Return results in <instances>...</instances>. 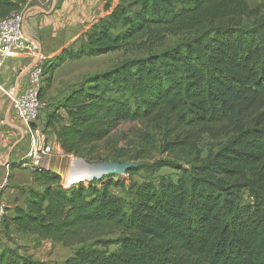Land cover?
<instances>
[{
	"label": "trees",
	"instance_id": "16d2710c",
	"mask_svg": "<svg viewBox=\"0 0 264 264\" xmlns=\"http://www.w3.org/2000/svg\"><path fill=\"white\" fill-rule=\"evenodd\" d=\"M27 1L0 0V20ZM115 52L129 57L69 85L45 128L64 155L91 164L84 153L121 123L145 122L162 131L166 150L185 154L184 165L167 162L173 176L126 187L107 175L68 188L33 167L38 188L8 209L4 229L80 245L61 264H264V3L103 0L79 42L43 62L40 98L65 62ZM225 134L200 158L202 136ZM0 264L47 263L1 248Z\"/></svg>",
	"mask_w": 264,
	"mask_h": 264
},
{
	"label": "rangeland",
	"instance_id": "374dc122",
	"mask_svg": "<svg viewBox=\"0 0 264 264\" xmlns=\"http://www.w3.org/2000/svg\"><path fill=\"white\" fill-rule=\"evenodd\" d=\"M52 1L53 0H50L47 3V9ZM257 1L247 0V3L249 7H255L260 3H264V0H260L258 4ZM83 2H85L84 11H87L86 17L93 19L96 11V15L100 14V0H85ZM79 4H82V0H54L53 8H64L59 17L65 15L73 17L74 15L77 16L74 12H77L76 10L78 9ZM95 20L93 19V21ZM250 23L251 20H249V24ZM79 40L76 41L74 45L77 44ZM128 57L129 55H124L122 52H115L95 58H82L79 60L65 62L54 72L50 88L42 94L41 99L45 103V108L39 116L37 126L45 133L52 136V130L45 128L46 116L56 109L65 89L69 85L78 83L91 75L99 74L115 68ZM9 89L10 88L6 90ZM0 101V115L3 117L6 108L9 105V101L1 92ZM58 115L64 116L65 113L63 110H60L58 111ZM228 137V134L222 135L218 139H211L206 135L202 136L197 142V149L199 151L200 158H204L209 153L217 151V149L227 141ZM50 140H52V137H50ZM167 142L168 140L164 137L162 131L152 127L151 124L129 121L121 123L105 140L97 144L91 151L84 153V157L93 161H98V163H131L136 167L139 166L140 170L133 176L126 174L110 175L113 180L119 176L122 181H124V186L126 187L129 180L133 182H141L157 176H173L175 172L166 166L168 165L166 164L167 162H175L184 165V159H186L184 157L185 154L181 153L180 150H166L165 144ZM115 155H120L122 158L118 161H114L113 158ZM187 158L189 160L192 156H188ZM79 159L80 158L73 156L61 157L60 159L51 158L50 160L43 161L41 165L43 167V164L48 163V161L52 163L53 161L61 160L63 168L67 167V172H70L74 170L72 161L78 162ZM162 162L164 163L162 164ZM16 167L20 171L25 172V174L23 173V186L17 188L18 186L13 180L14 176L10 178L9 185L11 189L15 190L14 193L17 195L16 199L20 202L23 198L21 194L25 192L26 187L29 185L27 183L29 182L28 178L30 177L32 168L22 167L20 163L17 164ZM52 172L60 177L59 172L54 170ZM20 173L22 174V172ZM61 173L65 177V173H63V171ZM63 183L64 182L61 180V185ZM75 184L77 183L71 185ZM124 190L125 188L112 187L109 191L116 196L122 197L124 196ZM79 247L80 245L66 247L59 243L40 240L35 236L17 234L12 230H5L2 223L0 224V249H15L20 255L28 256L35 261L45 262L47 264H61V262L71 256ZM111 249H113V247H111Z\"/></svg>",
	"mask_w": 264,
	"mask_h": 264
},
{
	"label": "crops",
	"instance_id": "0c3cea01",
	"mask_svg": "<svg viewBox=\"0 0 264 264\" xmlns=\"http://www.w3.org/2000/svg\"><path fill=\"white\" fill-rule=\"evenodd\" d=\"M49 1L50 0H28L20 11L22 14V33L27 40L37 44L43 62L52 58L63 47L74 45V43L82 37V32L87 28V25H89L93 19L95 20L101 16L100 7V14L96 15V11L93 19L86 17L87 11H84L85 2H83L85 0H82V4L78 5L77 12H74L77 16L74 15L70 17L65 15L59 17L64 8L54 9L53 0L47 9L46 6ZM100 1L102 5L103 0ZM259 2L260 0L257 1V4ZM249 8H253V6ZM33 62L34 57L30 54L17 55L7 59L0 76V86L5 90L10 88L9 90L15 94L21 93L26 87L27 72ZM2 119L5 122V126L0 130V181L7 175L9 176V180L14 176L13 180L18 186L17 188H20L23 186L22 180L25 172L20 171L16 165L19 164V161L27 153L29 143L23 133V127L17 121L9 105ZM54 139L55 138L52 136V142L56 147L58 144H56ZM61 157L68 156L63 154ZM61 157L53 158L60 159ZM43 168H48L50 171H57L60 175H63L61 173L62 171L65 174L69 173L67 172V167L63 168L61 160H56L52 163L48 161V163L43 164ZM20 172H22V174ZM28 181L27 184L29 185L26 187L25 191L29 188H38L32 182L31 173ZM14 191L15 190L10 188V185L3 191L2 200L6 207L5 216H8L10 213L8 209H11L15 205H21L25 199V194L22 193L21 195L23 198L18 202L16 199L17 195H15Z\"/></svg>",
	"mask_w": 264,
	"mask_h": 264
},
{
	"label": "built area",
	"instance_id": "2783aa9c",
	"mask_svg": "<svg viewBox=\"0 0 264 264\" xmlns=\"http://www.w3.org/2000/svg\"><path fill=\"white\" fill-rule=\"evenodd\" d=\"M30 54L34 57L33 64L27 72L26 87L21 93H13L0 86V92L8 99L9 107L14 112L17 121L23 127V133L28 140L29 149L19 161L22 167H42L41 163L53 157L63 155L61 149L50 140V135L37 126L45 103L39 96L44 85L42 65L43 60L35 42L27 40L22 33V14L12 13L0 20V76L7 59L13 56ZM5 122L0 116V130ZM47 169V168H46ZM67 176L60 175L64 182L62 186L68 188ZM9 186V176L0 181V223L5 217V204L2 200L3 191Z\"/></svg>",
	"mask_w": 264,
	"mask_h": 264
},
{
	"label": "water",
	"instance_id": "95a60500",
	"mask_svg": "<svg viewBox=\"0 0 264 264\" xmlns=\"http://www.w3.org/2000/svg\"><path fill=\"white\" fill-rule=\"evenodd\" d=\"M78 161L83 164V170H81V173H84L87 182L99 180L103 176L107 175H122L125 174V172L131 167H136L131 163L120 164L117 162H102L89 164L82 159H79ZM72 173H75V171L73 170ZM72 173L70 172L71 175Z\"/></svg>",
	"mask_w": 264,
	"mask_h": 264
},
{
	"label": "bare ground",
	"instance_id": "6f19581e",
	"mask_svg": "<svg viewBox=\"0 0 264 264\" xmlns=\"http://www.w3.org/2000/svg\"><path fill=\"white\" fill-rule=\"evenodd\" d=\"M82 165L83 164L80 161H78V162L72 161V166L74 167L75 173H72L73 170L70 171L72 173V175L70 174V172L68 173V176H67V184L68 185L86 180V176L84 175V173H81V170H83Z\"/></svg>",
	"mask_w": 264,
	"mask_h": 264
}]
</instances>
